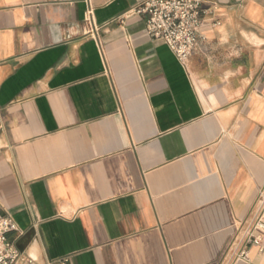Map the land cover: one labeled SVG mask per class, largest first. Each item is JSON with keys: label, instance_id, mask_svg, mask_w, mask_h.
<instances>
[{"label": "crops", "instance_id": "0c3cea01", "mask_svg": "<svg viewBox=\"0 0 264 264\" xmlns=\"http://www.w3.org/2000/svg\"><path fill=\"white\" fill-rule=\"evenodd\" d=\"M145 0H0V216L37 264H264V0H202L184 68ZM94 10L100 31L86 34Z\"/></svg>", "mask_w": 264, "mask_h": 264}, {"label": "built area", "instance_id": "2783aa9c", "mask_svg": "<svg viewBox=\"0 0 264 264\" xmlns=\"http://www.w3.org/2000/svg\"><path fill=\"white\" fill-rule=\"evenodd\" d=\"M129 13L144 16L149 37L165 44L175 55L178 62L187 68L190 58L198 49L203 25L202 0H145ZM84 22L86 34L97 37L98 27L94 10H87ZM16 222L10 216H0V264H37V260L26 256L9 239V235L18 232ZM264 236V189L261 190L254 213V222L245 231V246L239 252V258L248 260V246L262 248Z\"/></svg>", "mask_w": 264, "mask_h": 264}]
</instances>
